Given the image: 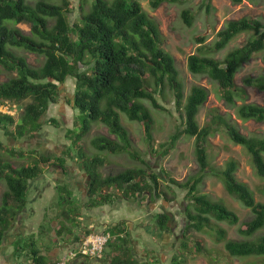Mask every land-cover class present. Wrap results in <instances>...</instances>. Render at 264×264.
I'll return each instance as SVG.
<instances>
[{"label": "trees", "instance_id": "trees-1", "mask_svg": "<svg viewBox=\"0 0 264 264\" xmlns=\"http://www.w3.org/2000/svg\"><path fill=\"white\" fill-rule=\"evenodd\" d=\"M166 1L182 0H150V5L157 8ZM232 1L241 3L243 0ZM65 3L64 7L55 4L53 0H0V65L2 69L16 73L8 80L0 81V101L31 98L16 123L13 115L0 113V125L14 124V131L10 132L12 140L43 132L46 126L58 128L57 118L46 119L45 114L47 115L50 104L59 100L61 85L68 77H75L74 97L72 100L67 98L68 101H73L78 115L75 126L67 130V136L74 135L76 138L66 154L73 162H81L88 176L84 177L86 182L77 193L72 182L68 183L65 179L69 173L64 156H57L55 164L50 155L35 147L32 151L27 149L24 152V149H17L16 145L7 146L10 153L17 158H26L27 161L21 165H16L11 160L4 162L0 152V180L6 185L0 205V247L5 240V230L11 223L10 219H14V215L26 208L32 186L45 180L48 174L53 175L56 183L55 206L72 214L73 223L83 219L85 209L91 215L93 225L103 224L98 218V211L114 201L111 193L113 188H116L118 199L137 198L141 201L150 199L152 195L159 197L161 191L158 172L152 169L145 158L142 159L138 151L130 149L127 130L121 123L120 115L125 113L129 119L143 122L146 135L151 139L154 118L144 100H149L156 108H164L156 92L164 90L168 84L174 93L175 106L180 115L177 131L172 135L171 141L165 144L168 147L162 151L167 153L182 135L195 137V152L201 170L197 177L189 178L185 183L170 178L171 183L187 187L192 196L193 203L189 202L185 208L186 219L182 231L184 238L194 229L211 236L214 234L218 240L224 241V247L233 256H264V233L259 232L264 228V202L258 201L249 184L238 178L237 159H229L224 167L216 168L210 166L207 150L211 136L216 132H223L234 144L244 147L255 173L264 179V135L245 134L237 124L238 119L264 123V104L247 101L249 87L264 91V74L246 75L242 84H238L236 80L243 65L264 50V21L247 15L230 19L217 32L212 45L201 46L198 48L199 52L188 56L190 71L206 74L217 83L219 98L234 113L233 122L228 113L216 110L208 122L201 126L197 116L208 100L209 90L194 85L188 95H185L176 59L163 47L159 25L144 9L141 0H93L90 10H82L74 20L69 15V1ZM204 4L207 11L211 12L213 7L209 1ZM182 16L188 25L192 24L194 13L191 9H184ZM51 20H54L53 24ZM24 21L31 23L30 33H25L16 26V23ZM242 33H249L246 42L233 47L222 60L200 53L201 48L220 51ZM197 40L203 42L205 37L199 36ZM15 48L44 53L46 58L43 65H31ZM262 58L264 60V55ZM92 121L104 123L122 141L120 143L107 136L94 137L92 142L97 148L114 153L129 151L134 158L142 160L151 169H127L102 177L97 171V163L104 161L103 155L99 153L89 159L85 157L82 147L73 148L83 132L90 129ZM2 146L4 144L0 142V148ZM150 151L157 152L153 145ZM205 173L219 176L227 192L252 211L253 216L238 228V232L243 235L242 239L227 238L225 229L211 223L213 218L237 224L239 216L225 203L210 200L206 194L197 193L198 182ZM168 185L171 187L170 183ZM75 209L80 220L76 217L77 213H74ZM87 219L86 215L85 220ZM172 222L173 217L162 210L143 221L142 225H146L155 242L160 243L170 235L168 231ZM134 226L131 221L123 219L104 227V231L115 238H110L105 249L108 250V247L114 245L113 240H117L119 246L116 248L123 252L122 255L115 254L111 264L119 263L118 259L126 264H143L133 252L135 248L132 243H137L132 237ZM64 227L61 230H67ZM89 229L91 228L85 230V233H89ZM15 243L17 260L23 254L28 256L18 264H49V259L39 254L34 241L28 244L24 240H18ZM189 243L190 241L184 240L182 245L188 248ZM192 243L196 245V250L203 249V242L199 239ZM183 262L182 255L174 256L173 264H184Z\"/></svg>", "mask_w": 264, "mask_h": 264}, {"label": "rangeland", "instance_id": "rangeland-1", "mask_svg": "<svg viewBox=\"0 0 264 264\" xmlns=\"http://www.w3.org/2000/svg\"><path fill=\"white\" fill-rule=\"evenodd\" d=\"M62 1L63 0H57L56 2L61 4ZM68 1L70 2L69 15L72 20L77 19L82 10H84V12L90 10L93 3V0ZM204 1L206 2L207 0L166 1L159 7L152 8L150 0H141L144 9L159 24L165 49L170 51L176 58V64L180 70V75L183 77L186 95L191 87L196 84L204 85L210 90L209 98L201 107L197 116V120L201 126L208 122L213 115L212 113L216 110L220 113H228L229 118L233 119V122L234 113L233 109L218 98L216 84L212 83L204 75L192 74L187 68L188 56L198 52V47L200 45L197 41L198 35L206 36V43H213L217 31L221 29L229 19H237L247 15L260 18L264 21V0L257 2L243 0L241 3H233L231 0H210L213 6L211 13H207L205 8H201V4ZM187 8L191 9L195 15V20L191 26L187 25L182 17L183 10ZM17 26L23 29L24 32L30 33L31 27L28 23H17ZM248 36L249 33L240 34L233 39L225 49L216 53L215 56L222 59L233 47L244 44ZM15 50L19 54L24 55L27 60L35 66L42 65L45 60L43 54L30 52L22 48H15ZM202 52L205 54L210 53V51L207 50H202ZM263 55L264 50L257 53L249 62L243 65L236 75L238 84H242V79L246 75L264 74ZM14 74L2 69L0 65V81L7 80ZM61 87L62 95L72 94L75 87V78L69 77ZM248 92V102L264 104V91L249 87ZM64 96L59 100V103L51 106L47 113V117L49 115H56L58 117L60 120L59 129L56 130L53 126H46L48 131H43L47 137L53 140L55 138L56 142L59 141V137L64 141L65 138L63 137L65 131L74 126L73 117L75 111L71 106L66 105L67 99L64 98ZM156 96L161 104L164 105V108H156L150 101L144 100V103L148 106L154 117V123L152 125L153 136L151 139L147 137L144 125L141 122L129 120L125 114H122L121 119L123 126L127 130L130 149L138 151L142 155V159L145 158V160L151 164L152 169L158 172V179L160 181L159 191L163 194L158 198L156 197V199L155 195H152L151 205L149 207L155 212L168 209V213H172L174 220L171 223V229L168 231L171 236L168 235V237L164 238V241L162 240L160 243L155 242L154 237L146 233L145 229L140 226L142 219L148 217V213L144 211L138 212V203L134 200L130 202L115 201L117 198L116 189L114 191L112 190L114 201L111 204H106L104 207H101V210L98 211V218H100L104 224L115 223L123 219L133 221L135 226L132 229V237H134V241L137 243L133 242L132 247H136V252L134 253L136 258L140 261L146 258L150 259L151 249H154L162 264L170 263L173 261L171 258L178 255L184 257L185 264H264V256H233L224 247V241L218 240L214 234L211 236L206 232H199L194 229L185 237L186 240L190 241L189 247L184 248L183 245H181V241L183 240L181 231L183 230V221L186 218L185 208L189 202L193 203L191 199L192 196L188 192L187 187H180L176 183H173L172 188H169V178L172 177V179L174 178L179 183H185L189 178L193 179L201 173L200 164L195 152V137L192 136L182 135L167 153L163 152L168 147V145L165 144L171 141L172 135L177 131L180 113L176 109L174 97L168 87H166L163 92H157ZM28 101L29 99H26L24 102ZM20 115L21 114L16 115L15 123L18 121ZM77 120L79 121V119ZM237 124L245 134L264 135V123L254 120L244 122L238 119ZM13 130L14 124L10 127L9 131L0 129V140L4 144V146L0 148V152L2 153L3 160H11L14 164L19 165L23 162L25 163L27 159L17 158L15 154L8 151L7 145L12 147V145L20 144L19 139L10 140V131ZM59 132L62 133V136L56 134ZM95 135H107L116 141L121 140L115 134L110 133L108 128L101 123H95L92 131L87 134L85 138L86 143L82 145V148L85 150V157L88 156L89 159H93L96 157V153H101L103 155L104 161L97 163V171L102 177L117 174L127 169H144L147 171L151 169H148L142 160L134 158L129 151L114 153L106 149L99 150L93 147L90 144V138ZM23 145L20 144L21 147H23ZM151 145L155 147L157 152L153 153L150 151ZM50 147L55 148L56 145L52 144ZM207 150L210 166L216 168L224 167V164L229 159H237L239 161L237 170L238 178L249 184L258 201L264 202V179L255 173L251 166L250 156L244 147L234 144L223 132L219 131L209 139ZM10 154L13 157L10 156ZM75 155H78L77 152H75ZM79 166L80 164L78 167ZM71 175L72 187L78 193L86 180H84L83 174L78 175V173L75 174V172L72 173L71 171ZM75 179H78V181H74ZM66 180L68 181L69 179L66 178ZM55 185L56 183L53 180V175L50 174H48L47 178L42 180V182L40 181L33 185L34 192L31 193L29 199L30 207H27L25 213L23 212L25 217L24 225L22 226L20 224V230L24 235L29 236L34 233L35 236H40L37 241L41 247H51L50 250H44L42 252L47 255L50 264H55L59 261L61 256L69 251V245H66V247L64 244L60 246L59 242L65 241L66 244H72V233L71 236L66 233L62 234L63 236L60 233H55V231L61 227L62 222L65 221L67 224H72L66 217L71 218L73 216L67 213L65 209L55 207V202L57 201ZM4 190L5 184L0 181V202ZM197 192L206 194L213 201H222L229 209L238 214L239 222L237 224H230L227 221H211L214 223L213 226L225 229L227 238L242 239L243 235L238 232V228L243 222L249 220L253 216L250 208L243 205L237 198L228 193L220 177L212 173H205V176L198 182ZM163 195L167 196L165 197L167 199H165ZM74 213H77L76 217L78 218L79 213L76 209ZM83 213V219L80 220L78 218L80 221L75 220L74 224H87L90 221L91 215H89L85 209ZM86 215L88 220H85ZM16 229L14 231H16ZM259 232L264 233V228ZM197 239L203 242V249L201 250H196V245L192 243V241H196ZM13 241H15V238L11 236L4 244V249L9 255L8 259L13 255ZM109 248L110 250L105 254L107 257L106 260L101 262L93 261L91 264H108V261L112 257V252L114 253L112 248ZM121 253L122 251L117 249L114 254ZM151 262L150 260V263Z\"/></svg>", "mask_w": 264, "mask_h": 264}, {"label": "clouds", "instance_id": "clouds-1", "mask_svg": "<svg viewBox=\"0 0 264 264\" xmlns=\"http://www.w3.org/2000/svg\"><path fill=\"white\" fill-rule=\"evenodd\" d=\"M57 0H53V2L55 3V4H57V5H63L64 7H65V2L67 1H62V3L61 4H59V3H57L56 2ZM209 1V3H210V5H211V1L210 0H207L206 2L204 1L202 4H201V8H205L206 9V12L207 13H211L212 12V10L213 9H211V12H208L207 11V7H206V4H204V3H207ZM232 1V0H231ZM233 2V1H232ZM70 3V2H69ZM234 3V2H233ZM70 5V4H69ZM213 7V6H212ZM188 9V8H187ZM193 12V11H192ZM183 17V16H182ZM232 19H234V18H232ZM183 20H184V18H183ZM194 20H195V15H194V19H193V22H194ZM230 20V19H229ZM184 22H185V20H184ZM193 22H192V24H193ZM19 23H28L29 25H30V27H31V23L30 22H26V21H24V22H19ZM54 23V20H51V24H53ZM158 23V22H157ZM186 23V22H185ZM187 24V23H186ZM191 24V25H192ZM159 25V24H158ZM188 25V24H187ZM191 25H189V26H191ZM16 26H17V23H16ZM17 27H19V26H17ZM223 27V26H222ZM221 27V28H222ZM20 28V27H19ZM160 28V27H159ZM23 30V29H22ZM220 30V29H219ZM218 30V31H219ZM161 31V30H160ZM217 31V32H218ZM30 32H31V29H30ZM26 33V32H25ZM162 33V32H161ZM216 35H217V33H216ZM163 36V35H162ZM199 36H203V37H205V40L203 41V42H199L198 40V42H199V47H203L204 45H212L213 43L211 42V43H206L205 41H206V36H204V35H198V37ZM198 37H197V39H198ZM215 40H216V38H215ZM214 40V41H215ZM213 41V42H214ZM233 41V40H232ZM231 41V42H232ZM230 42V43H231ZM229 43V44H230ZM228 44V45H229ZM227 45V46H228ZM226 46V47H227ZM164 47V46H163ZM198 47V48H199ZM225 47V48H226ZM165 48V47H164ZM224 48V49H225ZM23 49V48H22ZM26 50V49H25ZM202 50H206V49H200V53L202 52ZM223 50V49H222ZM28 51V50H27ZM168 51V50H167ZM221 51V50H220ZM30 52H33V51H30ZM168 52H170V51H168ZM198 52H199V50H198ZM219 51H212V50H210V53H208V55H213L215 58H217L215 55H216V53H218ZM34 53H38V52H34ZM171 53V52H170ZM196 53V52H195ZM38 54H43L44 56H45V54L44 53H38ZM172 54V53H171ZM21 55V54H20ZM173 55V54H172ZM24 56V55H23ZM174 56V55H173ZM175 57V56H174ZM225 57V56H224ZM223 57V58H224ZM46 58V57H45ZM222 58V59H223ZM27 59V58H26ZM176 59V58H175ZM217 59H220V58H217ZM221 59V60H222ZM28 61V60H27ZM45 61V60H44ZM29 62V61H28ZM30 63V62H29ZM44 63V62H43ZM187 63H188V58H187ZM31 64V63H30ZM31 65H33V64H31ZM43 65V64H42ZM42 65H40V66H42ZM177 65V64H176ZM33 66H35V65H33ZM40 66H35V67H40ZM86 67V66H85ZM177 68H178V66H177ZM187 68H188V70L190 71V69H189V67H188V64H187ZM178 70H179V68H178ZM9 72V71H8ZM192 74H194V75H204V76H206L212 83H214V84H216L217 85V87H216V93H217V91L219 90V87H218V84L217 83H215L214 81H212L206 74H195V73H193L192 71H190ZM9 73H12V74H14L15 72H9ZM16 75V73L13 75V76H15ZM12 76V77H13ZM179 76H180V78H181V80H182V82H183V77H181V75H180V70H179ZM70 77H73V76H70ZM10 78V77H9ZM8 78V79H9ZM69 78V77H68ZM67 78V79H68ZM75 78V77H74ZM7 79V80H8ZM5 81V80H4ZM66 82V81H65ZM64 82V83H65ZM63 83V84H64ZM75 84H76V80H75ZM183 84H184V82H183ZM196 85H200V84H196ZM194 86V85H193ZM192 86V87H193ZM200 86H203V87H206V86H204V85H200ZM166 87H168V89L169 90H171L170 88H169V86H168V84L164 87V89L166 88ZM191 87V88H192ZM208 90H209V88L208 87H206ZM161 90V89H160ZM191 90V89H190ZM164 90H161V91H157V92H163ZM184 91H185V85H184ZM74 92H75V87H74V91H73V93L72 94H67V95H62V93H61V91H60V93H61V96L59 97V100L64 96V98H66L67 99V103H66V105H69V106H71V108L75 111V114H74V117H73V123H74V126H75V122H76V118H77V115H78V110L77 109H75V106H74V104H73V101H71L72 99H73V97H74ZM156 92V93H157ZM171 92H172V95H173V97H174V102H175V96H174V93H173V91L171 90ZM190 92V91H189ZM188 92V93H189ZM185 95H186V93H185ZM188 95V94H187ZM186 95V96H187ZM209 95H210V90H209ZM218 95V94H217ZM71 98V100L70 101H68V98ZM208 98H209V96H208ZM218 98H219V96H218ZM26 99H29V101L28 102H24ZM220 99V98H219ZM59 100L57 101V102H55V103H51L50 104V106H49V108L51 107V106H53V105H55V104H57V103H59ZM149 101V100H148ZM29 102H31V98L30 97H27V98H24V99H22V100H14V99H1V101H0V113H3V114H10V115H13L14 116V118L16 117V115L17 114H21L22 115V113L24 112V110H25V107H26V105L29 103ZM207 102V101H206ZM205 102V103H206ZM164 106V105H163ZM155 107V106H154ZM48 111H49V109H48ZM48 111H47V113H48ZM122 114H125V113H121V118H122ZM152 114V113H151ZM20 115V116H21ZM126 115V114H125ZM127 116V115H126ZM51 117H56L57 118V121H58V124H59V126H58V128H56V130H58L59 129V127H60V120L58 119V117L56 116V115H52V116H48L47 117V115L45 114V118L46 119H50ZM128 117V116H127ZM154 118V117H153ZM128 119H129V117H128ZM129 120H131V119H129ZM132 121H137V120H132ZM137 122H140V121H137ZM95 123H101V124H103V125H105L104 123H102V122H96V121H92L91 122V126H90V129L88 130V131H86V132H83L84 134H83V136L82 137H80L79 139H78V141L76 142V146L75 147H73V148H75V149H78V148H80V147H82V145L83 144H85L86 143V140H85V138L87 137V134L89 133V132H91L92 131V128H93V125L95 124ZM121 123H122V119H121ZM143 125H144V123L143 122H141ZM57 124V125H58ZM123 125V124H122ZM12 125H0V129H5V131H9V129H10V127H11ZM73 126V127H74ZM106 126V125H105ZM73 127H71V128H73ZM107 127V126H106ZM80 129H81V127H79ZM79 128H78V131H79ZM108 128V127H107ZM68 130V129H67ZM67 130L65 131V135H64V137L63 138H65V140L64 141H62V139L59 137V141H55V138H54V140L53 139H51V138H49V137H47L46 135H45V133L44 132H39L38 134H34V135H28V136H26V137H24V140L23 139H19V143L21 144V145H23V147H21L20 146V144H16V147H17V149H24V152H26L27 151V149H33L34 147L36 148V149H40V150H42L43 151V153H45V154H47V155H50V157H51V160H53V162L55 163V164H57V160H56V157L57 156H64L65 157V160H66V164H67V167H68V175L67 176H69L70 178H68L67 176H66V178H68L69 180H68V183H69V181H71L72 182V175H71V171H72V173L73 172H75V174H77L78 173V175H82L83 174V178L84 177H86V176H88L87 175V173H85V171H84V168H83V164L81 163V162H79V163H77V161L76 162H73V160H72V158H68L67 157V154H66V151H70V145H72L73 146V141H74V139L76 138V137H74V135H71V136H67ZM108 130H109V128H108ZM144 130H145V125H144ZM14 131V130H13ZM45 131H48L47 129L45 130ZM10 132H12V131H10ZM109 132H110V130H109ZM111 133V132H110ZM57 135H59V136H62V133L61 132H59V133H56ZM112 134H114V133H112ZM116 135V134H115ZM99 136H107V135H95V136H93V137H91L90 138V144L93 146V147H96L94 144H93V142H92V139L94 138V137H99ZM117 136V135H116ZM108 137V136H107ZM118 137V136H117ZM110 138V137H109ZM119 138V137H118ZM39 139V140H38ZM111 139V138H110ZM120 139V138H119ZM10 140H12L11 138H10ZM18 140V139H17ZM38 140V141H37ZM114 140V139H113ZM33 141H36V142H33ZM0 142H2L1 140H0ZM120 143L122 142V141H119ZM52 144H54V145H56V147L55 148H52V147H50ZM8 146V145H7ZM10 147V146H9ZM50 147V148H49ZM97 148V147H96ZM99 149V148H98ZM99 150H101V149H99ZM32 151V150H31ZM34 152V151H33ZM116 153V152H115ZM97 154L98 153H96V156H97ZM88 157V156H87ZM89 158V157H88ZM3 160V159H2ZM4 162H6L5 160H3ZM89 161V160H88ZM90 162V161H89ZM80 164V166L78 167V165ZM19 165H21V164H19ZM46 166L48 167V164H46ZM82 168V169H81ZM122 172V171H121ZM51 175V174H50ZM114 175V174H113ZM65 178V179H66ZM79 178V177H78ZM170 178H172V177H170ZM170 178H169V181H170ZM174 179V178H173ZM85 180V179H84ZM175 180V179H174ZM0 181H2V180H0ZM74 181H78V179H75ZM88 181V180H87ZM89 182V181H88ZM87 182V183H88ZM160 182V181H159ZM2 183H4L3 181H2ZM5 184V183H4ZM34 184H37V183H34ZM169 184V183H168ZM170 184H171V187H169V188H172V184L173 183H171V181H170ZM175 184V183H174ZM169 186V185H168ZM5 189H6V185H5ZM116 188H113L112 190L114 191ZM5 191V190H4ZM4 191H3V193H4ZM32 192H34V189H33V186H32V188H31V191H30V193H29V196H28V199H27V201H28V204H27V206H26V208H24L23 210H21L18 214H16V215H14V219L12 218V219H10L11 220V223L10 224H8V228H6V230H5V240L3 241V243H2V245H1V247H0V264H18V262L19 261H22L23 259H25L26 257H28L27 256V254H23V257L21 258V259H19V260H17V258H16V243L15 242H17L18 240H24V242H28V244H30V243H32V241H34L35 242V245L37 246V248H38V250H39V254L40 255H44V256H46L47 257V255H45V254H43L42 252L44 251V250H50L51 249V247H49V246H45V247H41L39 244H38V241H37V239L39 240V237L40 236H35V234L34 233H32V234H30L29 236H26V235H24L22 232H21V230H20V224L23 226L24 225V221H25V217H24V213L26 212V210H27V207L29 208L30 207V196H31V193ZM188 192H189V190H188ZM3 193H2V195H3ZM111 193H112V191H111ZM198 193V192H197ZM113 194V193H112ZM162 194L163 193H161V195L160 196H162ZM200 194V193H199ZM201 194H203V193H201ZM164 196V195H163ZM207 196V195H206ZM112 197H114V195H112ZM117 197V196H116ZM156 197L157 196H155V199H156ZM165 197H167V196H164V198ZM208 197V196H207ZM158 198V197H157ZM209 198V197H208ZM150 199H151V197H150ZM150 199H145V200H138L137 198H132V199H125V198H120V199H118V198H116L115 199V201H120V202H122V201H127V202H130V201H136L137 203H138V209H137V211L138 212H141V211H144L145 213H148V217H146V218H144V219H142V221H141V223H140V225H142V222L143 221H145V220H147L148 218H152V215L153 214H156L157 212H155V211H153L149 206L151 205V200ZM192 199V198H191ZM210 199V198H209ZM211 200V199H210ZM220 202H222V201H220ZM2 204V196H1V202H0V205ZM226 205V204H225ZM54 206V205H53ZM161 206H163V207H165L164 205H161ZM227 206V205H226ZM56 207V206H55ZM55 210H58V209H55ZM168 210V209H167ZM166 210V211H167ZM24 212V213H23ZM23 213V214H22ZM167 213H168V211H167ZM172 217H173V215H172V213H169ZM21 217H22V219H21ZM66 219L67 220H70L71 222H72V218H67L66 217ZM186 219V218H185ZM88 220V219H87ZM141 220V219H140ZM174 220V219H173ZM212 221L213 220H215V219H211ZM102 221V220H101ZM100 221V222H101ZM129 221V220H128ZM185 221V220H184ZM183 221V222H184ZM212 221H211V223H212ZM217 220H215V222H216ZM132 223H133V221H131ZM218 222H223V221H218ZM227 222H229V221H227ZM103 223V222H102ZM230 223V222H229ZM214 224V223H213ZM231 224V223H230ZM80 225H82V224H80ZM80 225H76V224H74L73 222H72V224H67L65 221L64 222H62V225H61V227L57 230V231H55V233L57 234V233H60L61 235L62 234H64V233H66L67 235H70L71 236V233H72V244H66V242L65 241H63V242H59V244H60V246H62L63 244L65 245V247H66V245H69L70 246V248H68V250L69 251H67L63 256H61L60 257V259H59V261H57L55 264H91L93 261H96V262H101V261H103V260H106V256H105V254L110 250V248L108 247V250H106L105 248H106V246H108V241L110 240V238H112V237H110L111 235H110V233L109 232H105L104 230H105V226L107 225V224H95V225H93L92 224V220L90 219V221L87 223V224H83V227H80ZM16 226H17V229H16ZM65 226V227H64ZM66 228L67 230H61V228ZM142 227L145 229V231H146V233H149V231H148V228H147V226L146 225H142ZM216 227V226H215ZM16 229V231H14L15 229ZM88 228H91V229H89L90 230V232L89 233H85V230H88ZM222 228V227H221ZM183 229H184V225H183ZM193 230V229H192ZM14 231V232H13ZM183 231V230H182ZM181 231V232H182ZM191 231V230H190ZM200 232V231H199ZM150 234V233H149ZM150 235H152V234H150ZM181 235L183 236L182 237V241L181 242H183L184 240H186L185 238H184V234H182L181 233ZM11 236H13L14 238H15V241H13V244H12V246H13V255L11 256V258L10 259H8L9 258V255L6 253V251H5V249H4V244H5V241L6 240H8V238H10ZM63 236V235H62ZM171 236V235H170ZM152 237H153V235H152ZM101 239H103V241L101 242V243H98V241L99 240H101ZM112 239H115V238H112ZM114 241V245H112L111 247H112V249H116L117 250V248H116V246H119V242L117 241V240H113ZM116 241V242H115ZM181 245H182V243H181ZM94 246H98V247H100V248H98V249H96L95 251H93V247ZM136 248V247H135ZM152 251H151V256H150V259H148V258H146V259H143V260H139V262H141V263H143V264H162L161 263V261H160V259H159V256H158V254L155 252V250L154 249H151ZM112 251H114V250H112ZM28 252H29V249H28ZM133 252H135V250L133 251ZM114 253H116V251H114ZM113 252H112V257H111V259L108 261V264H111V261L113 260V258H114V256H115V254H114ZM123 254V252L121 253V255ZM148 254V253H147ZM5 257H6V259H5ZM146 257H148V256H146ZM48 258V257H47ZM121 258H126V257H121ZM49 259V258H48ZM172 260L174 259V256L171 258ZM4 260V261H3ZM150 260L152 261L151 263H150ZM118 261H119V263H117V264H126V263H123L122 262V260H120V259H118ZM184 264H185V262H183ZM20 264V263H19ZM49 264H50V262H49ZM168 264H173V261H171L170 263H168Z\"/></svg>", "mask_w": 264, "mask_h": 264}, {"label": "built area", "instance_id": "built-area-1", "mask_svg": "<svg viewBox=\"0 0 264 264\" xmlns=\"http://www.w3.org/2000/svg\"><path fill=\"white\" fill-rule=\"evenodd\" d=\"M102 241H103V239L99 240L98 243H101ZM98 248H100V247H98V246H94V247H93V251H95V250L98 249Z\"/></svg>", "mask_w": 264, "mask_h": 264}]
</instances>
